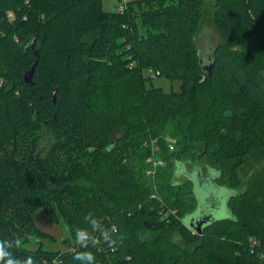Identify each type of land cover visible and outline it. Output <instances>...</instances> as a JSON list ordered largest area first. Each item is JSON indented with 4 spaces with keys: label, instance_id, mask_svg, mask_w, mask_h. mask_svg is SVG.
<instances>
[{
    "label": "trees",
    "instance_id": "obj_1",
    "mask_svg": "<svg viewBox=\"0 0 264 264\" xmlns=\"http://www.w3.org/2000/svg\"><path fill=\"white\" fill-rule=\"evenodd\" d=\"M215 5L204 59L205 0H0V264H264V185L241 176L264 156V0ZM145 70L180 91L149 88ZM198 160L229 192L225 218L199 202ZM38 208L63 215L74 251L27 246L51 238Z\"/></svg>",
    "mask_w": 264,
    "mask_h": 264
},
{
    "label": "rangeland",
    "instance_id": "obj_2",
    "mask_svg": "<svg viewBox=\"0 0 264 264\" xmlns=\"http://www.w3.org/2000/svg\"><path fill=\"white\" fill-rule=\"evenodd\" d=\"M133 1V0H131ZM206 2V17L204 24L201 28L198 40L200 42V49L202 51L203 58L206 59L212 51L215 48V45L219 43L220 35L216 31V27L214 25V12H215V3L216 0H205ZM119 0H103V8L104 10L108 11H117L118 8ZM208 63V62H206ZM144 74L146 77H152L151 80H147V85L149 88L151 87H161L165 92L167 93H172V92H179L180 91V80L176 79H170L166 76L162 77L159 76L158 74H154L151 71L145 70ZM118 135H121L120 133ZM52 136L45 132L41 138L40 146H39V151L41 155H46L47 152H49V149L54 143L52 140ZM172 144V143H171ZM173 145V144H172ZM174 147V146H172ZM171 147V148H172ZM203 161H191L190 165H187V170L188 171H193L196 173V176H199V181L198 185L195 188V192L198 193L199 197V202L204 203L206 206L209 207V211L213 213L214 217H223L225 218L228 216L230 213H228V190H221V195L219 194L217 186L213 184V175L209 173H206V166H203ZM199 163V164H196ZM71 164V162H70ZM199 166L200 172H196V168ZM241 176L242 179L245 182L244 187H249V186H256L258 188L262 189V186L264 185V156L261 154L259 151H255L252 153L251 158H248V161L246 162L245 166L241 169ZM212 173V172H211ZM88 177H79L75 179V181H78L79 183L85 185L88 184V182L84 179H87ZM74 181V182H75ZM204 183V185H203ZM202 186V187H201ZM217 196L216 201V206L211 207L209 205V197L211 195ZM205 206V207H206ZM32 218L37 225L39 229H41L44 233H48L51 238L53 237L54 239L52 240L49 236L46 237V239H43L41 237H36L32 236L31 242L28 243L29 248H34L37 249L38 246L41 244L44 249L47 250H52L56 251L58 250L59 252L66 251V250H71L74 251L75 248L72 244L69 242L66 244L65 240L71 237L68 225H67V220L63 217V215L55 211L54 215H48L42 208L36 209L32 213ZM171 238L176 241L177 243L181 244L184 246L185 243H183L182 237L178 233H174Z\"/></svg>",
    "mask_w": 264,
    "mask_h": 264
},
{
    "label": "water",
    "instance_id": "obj_3",
    "mask_svg": "<svg viewBox=\"0 0 264 264\" xmlns=\"http://www.w3.org/2000/svg\"><path fill=\"white\" fill-rule=\"evenodd\" d=\"M206 65H208V63H206ZM36 66H37V62H35L32 65V67L25 72V74H24V82L26 84H33L34 83L33 82V78H34L35 69H37ZM212 68H213V65H208V66H206L205 70L207 69L208 73H211L212 72ZM55 92L53 93L54 96H55ZM207 220L208 219H205V218L204 219H198V221H194L195 223L192 222L191 224H192V226L195 224L197 226L196 228L198 230H200V229H202L201 228L202 224H204V222L207 221Z\"/></svg>",
    "mask_w": 264,
    "mask_h": 264
},
{
    "label": "built area",
    "instance_id": "obj_4",
    "mask_svg": "<svg viewBox=\"0 0 264 264\" xmlns=\"http://www.w3.org/2000/svg\"><path fill=\"white\" fill-rule=\"evenodd\" d=\"M127 2H128V0H120L119 1L118 8H117V9H119L118 10L119 12L123 11L126 8ZM250 240L252 241L251 245L253 248H255V246L261 245V241L257 238L254 239V238L250 237ZM63 261L64 260H63L62 256L60 255V256H55L51 261L45 262V264H63L64 263ZM41 264H44V263H41Z\"/></svg>",
    "mask_w": 264,
    "mask_h": 264
},
{
    "label": "clouds",
    "instance_id": "obj_5",
    "mask_svg": "<svg viewBox=\"0 0 264 264\" xmlns=\"http://www.w3.org/2000/svg\"><path fill=\"white\" fill-rule=\"evenodd\" d=\"M86 238H87V234L85 232H80V233L77 234V239L78 240H84ZM2 255H3V253H2V251H0V257H2ZM89 258L92 261H94V259H95L94 256H92L91 254H89ZM29 264H31V261H29Z\"/></svg>",
    "mask_w": 264,
    "mask_h": 264
},
{
    "label": "crops",
    "instance_id": "obj_6",
    "mask_svg": "<svg viewBox=\"0 0 264 264\" xmlns=\"http://www.w3.org/2000/svg\"><path fill=\"white\" fill-rule=\"evenodd\" d=\"M0 251H1V249H0Z\"/></svg>",
    "mask_w": 264,
    "mask_h": 264
}]
</instances>
